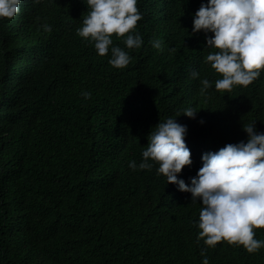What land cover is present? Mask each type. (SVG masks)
Instances as JSON below:
<instances>
[{
	"label": "trees",
	"instance_id": "1",
	"mask_svg": "<svg viewBox=\"0 0 264 264\" xmlns=\"http://www.w3.org/2000/svg\"><path fill=\"white\" fill-rule=\"evenodd\" d=\"M200 3L138 0L144 43L127 49L123 68L77 33L85 0H21L16 15L0 18V264H203V255L208 264H264V246L205 245L194 222L201 202L157 164L129 165L143 159L151 128L186 107L198 110L176 117L188 125L192 163L178 173L188 183L204 151L246 141L243 124L264 131V70L247 86L215 88L222 73L204 57L216 49L192 32ZM203 77L212 81L204 92ZM254 232L264 239V226Z\"/></svg>",
	"mask_w": 264,
	"mask_h": 264
},
{
	"label": "clouds",
	"instance_id": "2",
	"mask_svg": "<svg viewBox=\"0 0 264 264\" xmlns=\"http://www.w3.org/2000/svg\"><path fill=\"white\" fill-rule=\"evenodd\" d=\"M88 14L76 29L77 33L94 44L97 53L111 52L109 63L123 68L131 61L127 49L139 48L143 37L136 25L144 13L138 0H85ZM21 0H0V18H12L20 11ZM39 19V17L37 18ZM192 32L202 30L206 34V46L216 49L209 52L205 61L221 77L215 80L216 89L230 90L234 85L247 86L261 76L264 70V0H201L193 14ZM41 27L51 30L44 22ZM112 33L123 36L124 45L113 42ZM127 33V35H124ZM211 33V34H209ZM162 47L158 39L151 41ZM193 77L199 71L193 69ZM201 91L212 87V81L201 78ZM81 95L90 97L89 90ZM197 109L186 107L175 116L159 120L148 133L147 147L142 150L143 159L129 161L131 168L151 169L157 164V174H164L168 182L178 189L190 191L193 200L202 204L199 219L194 221L205 245L215 247L227 240L243 245L249 252L264 246V239L256 237L254 227L264 226V131L256 130L255 120L243 124L248 133L246 141L227 142L217 150L202 154V166L188 183L178 173L192 163L190 148L185 136L188 125L177 120L180 113L189 117L197 115ZM204 120L201 118V123ZM207 248H202L205 253ZM203 255V264H208Z\"/></svg>",
	"mask_w": 264,
	"mask_h": 264
}]
</instances>
